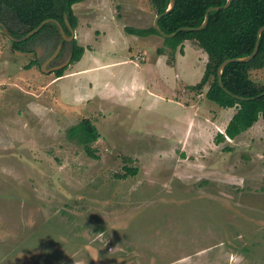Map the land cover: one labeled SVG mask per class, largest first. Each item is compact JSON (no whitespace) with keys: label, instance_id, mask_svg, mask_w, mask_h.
Here are the masks:
<instances>
[{"label":"rangeland","instance_id":"obj_1","mask_svg":"<svg viewBox=\"0 0 264 264\" xmlns=\"http://www.w3.org/2000/svg\"><path fill=\"white\" fill-rule=\"evenodd\" d=\"M73 10L86 51L62 77L41 68L55 43L23 53L0 30V264H264V119L220 141L238 108L189 88L207 58L170 65L161 35L125 30L154 25L150 0ZM85 119L97 158L67 134Z\"/></svg>","mask_w":264,"mask_h":264},{"label":"trees","instance_id":"obj_2","mask_svg":"<svg viewBox=\"0 0 264 264\" xmlns=\"http://www.w3.org/2000/svg\"><path fill=\"white\" fill-rule=\"evenodd\" d=\"M84 1L86 0H0V21L12 14L28 27L25 33L13 32L15 36L22 38L39 27L43 21L51 19L52 21L46 24L37 35L46 32L53 39L60 35L59 27L54 20L61 23L66 32L70 33L65 21L67 17L73 29H76L77 17L73 6ZM227 1L176 0L173 12L160 19V28L167 34H173L182 27H199L203 24L208 9L224 6ZM150 4L157 16L165 13L170 0H150ZM262 27H264V0H233L229 8L210 13L209 24L204 30L182 31L174 38H164L165 46L158 50L160 55H167L168 49L173 59L179 50L183 54L185 45L189 43L207 58L206 70L200 83L189 88L201 92L208 87L206 97L209 100L225 109L238 108L229 122L226 133L219 134L220 141L226 138L234 139L252 128L261 118L264 119V96H260L264 92V85L252 79L253 71L264 69V31L259 52L253 60L246 63L234 62L224 69L223 84L228 92L220 86L218 77V69L224 61L243 58L253 53L258 32ZM125 30L134 36H160L154 26L145 29L126 27ZM21 43L23 42H16L13 49L20 52L34 51L33 48L23 49L25 45H20ZM72 51V63H74L82 60L86 50L75 41ZM172 59L169 61L170 65L174 63ZM37 64L39 62L36 59L26 66V69H31ZM65 71L56 72L57 77L64 76ZM237 96L249 98V100H240ZM67 134L70 141L82 145L88 155L97 158L93 145L99 140L100 134L90 119H85L71 127ZM126 170V174L117 177L126 179L138 173L137 169L126 168Z\"/></svg>","mask_w":264,"mask_h":264},{"label":"water","instance_id":"obj_3","mask_svg":"<svg viewBox=\"0 0 264 264\" xmlns=\"http://www.w3.org/2000/svg\"><path fill=\"white\" fill-rule=\"evenodd\" d=\"M176 0H170V5L168 7V9L165 11V13L163 14H160V15H157L155 17V21H154V28L157 30V32L163 37V38H174L176 37L180 32L182 31H202L204 30L208 24H209V16H210V13L212 11H215V10H220V9H226V8H229L232 3H233V0H228L227 3L224 5V6H221V7H211L210 9H208L207 13H206V16H205V20L203 22L202 25H200L199 27H182L180 29H178L175 33L173 34H167L165 33L161 28H160V25H159V21L160 19L163 17V16H166L170 13L173 12L174 8L176 7ZM52 20L51 19H47L45 21H43L41 23V25H39V27H37L35 30H33L32 32H30L28 34V37L30 36H33L35 35L37 32H39L46 24H48L49 22H51ZM54 22L57 24V26L59 27V30H60V33L62 35V37L64 38V40L66 41H74L75 38H76V33H75V30L73 29V27L71 26V24L69 23L68 19L66 18V24H67V27L69 29V31L71 32V35H69L66 30L64 29V27L61 25V23H59L58 21H55ZM264 31V27H262L259 32H258V38H257V43H256V47H255V50L253 51V53L249 56H246V57H243V58H232V59H228L226 61H224L219 69H218V77H219V84L220 86L225 89V91L228 92V90L225 88L224 84H223V78H222V75H223V71L224 69L231 63H234V62H243V63H246V62H250L251 60H253L255 58V56L258 54L259 52V47H260V42H261V36H262V33ZM5 32L11 37V35L9 34V32L7 30H5ZM62 47L63 45H59L58 48L55 50L54 54L43 64L42 66V71L48 73V72H58L60 70H63L65 67L69 66L71 61L73 60V54H71L69 56V58L64 61L63 63L53 67V68H50L49 70H45V67L48 66L51 61H53L57 56L58 54L60 53V51L62 50ZM260 96H264V92L260 95ZM237 98H239L240 100H249V98H244V97H240V96H237ZM254 99V98H253Z\"/></svg>","mask_w":264,"mask_h":264},{"label":"flooded vegetation","instance_id":"obj_4","mask_svg":"<svg viewBox=\"0 0 264 264\" xmlns=\"http://www.w3.org/2000/svg\"><path fill=\"white\" fill-rule=\"evenodd\" d=\"M66 18L67 17H65V21H66ZM27 29H28V27H26V25H24L20 21H18L17 18H15L12 14L7 15L6 17H4L3 21H0V30H2L4 35H6L12 41V45H16V42H23L20 45H25V46H23V49H25V50L33 48V45H42V46L47 47L48 45H51V43H55V45H57L56 49L58 48L59 45H63L62 50L60 51L58 56L53 61H51V63L48 65L49 68H53V67L61 64L63 62V59L66 57L65 53H64V50L66 47H64V45H68L69 43L74 45V42H75V40L74 41L64 40L61 33H60V35L55 36L53 38V40H51L52 38L50 37V34L46 33V32H42L39 35H37V33H38L37 32L35 35L28 37V34L30 32H32V31H30L22 38H18L17 36H15L13 34V32L25 33L27 31ZM5 30H7L9 32L11 37L5 32ZM68 34L71 35V32ZM72 49H73V46H72ZM55 50H54V52H55ZM35 52H36L38 59H40L39 50L36 49ZM54 52L52 53V55L54 54ZM23 53H32V52H23ZM71 54H73V51L70 53V55ZM70 55H68V56H70ZM51 56H49L45 61H47ZM68 58H65L64 60H66ZM45 61H44V63H45ZM42 66H43V64H42ZM42 66H41V68H42Z\"/></svg>","mask_w":264,"mask_h":264},{"label":"crops","instance_id":"obj_5","mask_svg":"<svg viewBox=\"0 0 264 264\" xmlns=\"http://www.w3.org/2000/svg\"><path fill=\"white\" fill-rule=\"evenodd\" d=\"M147 28H149V27H147ZM151 36H153V35H151ZM147 37H149V36H147ZM188 49L189 50H194V48L193 47H191L190 45H185V47H184V53H186L187 55H188ZM196 53V52H195ZM197 54H200L201 56H204L202 53H197ZM171 68V67H170Z\"/></svg>","mask_w":264,"mask_h":264}]
</instances>
